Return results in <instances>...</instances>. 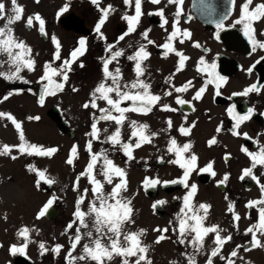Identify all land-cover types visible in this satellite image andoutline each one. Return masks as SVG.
Returning a JSON list of instances; mask_svg holds the SVG:
<instances>
[{
  "label": "flooded vegetation",
  "instance_id": "obj_1",
  "mask_svg": "<svg viewBox=\"0 0 264 264\" xmlns=\"http://www.w3.org/2000/svg\"><path fill=\"white\" fill-rule=\"evenodd\" d=\"M40 1L18 0V5L23 8L22 19L11 27L13 35L30 49L29 54L37 53L38 58L44 60L42 64L45 66L50 52L48 44L53 40L55 33L53 31L50 33L48 20L43 19L40 15L42 13L39 8ZM104 1V8L111 5L112 11L101 27L103 38L95 31V26L102 15L100 10L98 12L93 10L97 5L91 4V13L83 14V17L71 10V13L68 12L57 18L59 29L70 35L73 40L70 47L63 43L60 44L59 55L64 54L65 60H72L70 53L80 47L79 41L84 39L83 54H78L73 62L84 57L89 49L96 54L92 57L95 71L103 67V61L110 57L111 53L106 49L109 45H113L114 51L122 50L124 53L113 63L121 66V83L127 84L136 79L135 62L128 60L127 57L133 55L143 45L150 56L143 61L144 75L141 79L151 85L150 91L161 96V100L147 114L131 111L126 113L127 119L121 126H117L114 121L97 120V127L100 129L99 139H93L90 133L91 124L94 122L93 117L98 118L101 113L98 109L91 107L85 109L83 104L89 102L93 90L101 81L98 80L89 85L88 99H78L75 103L77 115L74 116V121H78L79 126L70 124L71 122L65 116L64 108L57 105L48 106L47 100L57 96L61 91L55 95H48L44 92L43 104L39 105L35 100L38 108L42 109L45 118L48 117L51 121L50 110L56 108L60 112L59 118L62 120L61 132L58 131L60 135L69 136L78 141V137H82L83 132L89 139L88 144L91 142L90 154L101 153L102 150L106 153L113 152L122 158L120 161H128L120 145L105 142L106 137L113 134L117 127H120L121 130L120 140L122 143L135 144V138L129 139L133 131L129 126L130 122L146 124L149 132L155 133L151 143L158 145L162 131L169 133L173 122L180 121V128L182 126L190 128L188 144L191 147L188 150V156L195 155L197 159L199 157L190 173L188 184H195L196 189L200 190L198 199H201V204L210 206L205 226L218 225L223 230L220 233L221 236L230 235L232 237L224 244L220 254L212 258L213 264H226V260H221L220 256L227 258L234 250L237 252V256L232 257L234 264H264V247H253L252 235L246 233L250 226L259 223L258 210L260 207H264L260 204L247 207L251 201L264 199V193L261 192V185H264V166L257 165L252 169V175L244 176L241 179L244 170L252 167L251 158L242 151V148L255 153L261 145H264V59H261L264 57V49L257 47L256 51H253V45L244 35L243 24L235 23L241 15V5L245 3V0H201L200 3H197V0H183L180 5L181 15L178 18L175 17L177 6L169 4L168 0H161L159 4H153L150 0H142V16L135 31L126 35L118 43V38L128 29V22L122 17L135 14L134 0L131 5H125L124 0ZM4 3L6 8H11V0H4ZM259 3H264V0H253L250 9ZM160 9H163V18L168 21L163 27H161L163 23L161 16L156 14ZM225 13H227V17L223 19V27L217 28V22ZM36 14H39L44 21L43 33L39 30V22L35 20ZM89 15L91 16L88 18ZM28 17H33L31 27L26 26ZM177 19L178 29H186L190 36L184 37L178 33L174 39L169 41L168 37L173 31L172 24ZM4 23V20H0V25ZM251 26L255 29V40L264 42V34H262L264 33V18L252 22ZM146 30L148 40L154 43L149 44L144 39L142 34ZM181 40L184 42L181 43ZM165 43H170L173 48L188 57L179 71H177V68L180 67L179 57L164 48ZM196 44L199 47L195 46ZM52 49L54 50L52 56H54L57 52L56 45H53ZM201 58L204 60L203 64L200 63ZM213 64H215L214 69L212 68ZM43 74L44 67L41 76ZM41 76L30 84L29 90H31L34 99V87L39 82L46 83V80H42ZM218 77L225 79L220 80ZM57 81L62 82L60 77H57ZM189 82H191L190 85ZM108 83L111 82L108 81ZM17 85L18 88L14 89H23L22 86ZM185 85H188L187 91L175 92V88ZM252 85H256L258 91H250L246 95L241 94ZM1 87L5 89L4 84H0V89ZM201 87H204L205 91L199 99H193ZM166 91L171 92L172 95L165 96ZM177 97L186 103L177 104ZM97 103L100 108L108 107L103 100H98ZM130 104L131 102L128 101L121 104V107H128ZM162 105H168L176 110H162ZM229 108H234L231 115L228 111ZM249 109H252L250 118L234 127L236 125L235 117L247 115ZM113 115H118V113L114 112ZM5 119L0 118V120ZM169 121H171V126H169ZM180 128L177 129L179 133ZM218 128L220 131H217ZM104 129H107V133L103 131ZM233 132L238 135H233ZM245 133L247 136L244 135ZM213 139L215 143L209 144V141ZM146 143H142L139 148L132 149L133 162H138L139 153L143 152ZM209 164L212 165L210 171H200ZM154 169L155 166H145V164L137 166V171L141 174L145 170ZM213 173L215 174L213 175ZM225 176L228 177L226 180ZM171 181L174 180L162 181L156 185L155 189L146 190L143 183L144 178H140V185L136 186L139 201L144 202L146 198L152 201V206L156 204V207H159V212H156V207L153 208L154 216L159 220L164 219L169 210L165 203L158 204V201H166V198H169L171 203L177 204L178 194L187 189L188 192L190 191V188H186L183 184L170 183ZM221 181L223 182L221 183ZM39 187L43 191L46 188L43 182L39 184ZM51 191L47 193L49 196H51ZM230 205L232 211H229ZM57 210L60 214L58 208ZM234 216H238L239 219H234ZM214 236L215 233H210L205 238L203 264H207L211 249L215 247ZM257 238L264 244V236H261L259 232H257Z\"/></svg>",
  "mask_w": 264,
  "mask_h": 264
},
{
  "label": "rangeland",
  "instance_id": "obj_2",
  "mask_svg": "<svg viewBox=\"0 0 264 264\" xmlns=\"http://www.w3.org/2000/svg\"><path fill=\"white\" fill-rule=\"evenodd\" d=\"M104 3V0H100L99 7L95 6L93 10L98 12L100 8H104ZM91 4H93L92 0H41L39 2V8L42 10L40 15L43 19L48 20V30L50 33L52 31L55 33L54 37L59 47L61 43L70 47L73 40L70 35L59 29L56 22L57 18L71 10V12H76L83 17V14L91 13ZM16 39L19 41V38ZM53 45L56 44L52 40L48 44L50 52L47 63H51L52 67L58 68L65 60L64 54L59 55L60 59H54V56H52L54 53ZM59 51L61 50L59 49ZM94 55L96 54L88 49L84 57L71 63V71H68V80L65 82L67 85L57 96L47 100L49 107L57 105L64 108L65 116L73 126L80 125L78 121H74V116L77 115L75 110L76 101L78 99H88L90 84L96 83L98 80L104 82L103 67L94 71L92 63ZM25 58L34 61L33 70L29 71L24 68L19 74L23 77V80L28 81L27 83L21 80H7L0 77V84L5 86V89L2 87V90L0 89V112L11 114L21 124V130L27 143L40 145L45 149L56 148L57 152L51 157H44L22 154L14 147L10 154L0 155V264H13V257L16 254L29 257L34 264H95L90 259L81 261L78 259L72 260L68 257L70 251L72 257H79L83 254V245L90 243L89 238L83 236L76 249H71L72 238L76 234L79 222L76 221L73 227L66 231L67 225L76 219L74 213L77 207V199L82 195L84 196L83 203L80 205L83 211L88 210L89 204L93 200L91 193L93 186L89 183L86 175H80L86 171V166L90 162L91 154L87 149L89 139L83 132L82 137H78V141L71 139L69 136H62L55 127L56 123L54 122V124L48 117L45 118L43 110L38 108L34 96L29 90L30 84L34 83L43 73L44 65L42 61L44 60L39 59L37 53H28ZM7 59L6 55L0 54V63H3L0 71L5 73L14 70L9 68L6 63ZM81 64H83V67L80 66ZM119 66L112 62L109 64V70L115 71L118 67L122 72V68ZM54 79L57 80V77H54ZM109 82L111 81L109 80ZM17 84L22 86L23 89H14L18 88ZM73 88L76 91H73ZM9 93L12 94L9 95ZM5 96H8V99H3ZM29 117H39V120L29 119ZM179 122H173L169 133L162 131L158 145L146 143L143 152L139 153L138 162H133V160L120 161L122 158L119 155L113 154V152L106 153L108 158L126 173L127 190L122 195L131 200L130 206L133 209L132 220L134 223L126 224L125 230L131 232H138L140 229L145 230L141 240L149 248L147 257L152 264H172V262L188 264L186 256L182 255L183 253L194 256L195 264H203L205 258L203 248L199 252H194L190 244L179 243V233L173 230L178 228L177 216L180 214L181 208L184 207L183 198L188 193V189L178 194L179 201L177 204L171 203V200L166 198L165 205H167L169 213L162 220L155 218L152 201L146 198L144 202L139 201L136 192V186L140 185V178H144V180L146 178L158 179L162 182L179 180L183 177L185 169L181 168L179 164L170 163L177 157L174 152L168 151L169 142L172 139L176 140L177 147L188 144V135L177 132V129L180 128ZM20 143V133L12 122L7 119L0 120V146H17ZM74 145L77 146L75 155L71 153ZM181 155L182 158L188 156V152ZM12 156H16V159H12ZM70 156L73 159L72 165L66 163ZM197 160H199V157ZM141 164L155 166V169L145 170L141 174L137 171V166L139 167ZM30 166L37 169V172L30 171ZM38 171H44L46 178L54 180L50 189L52 190L51 196L40 189L37 181H43L44 186L46 182L39 177ZM77 177H79V180H77ZM96 178L103 180V177L98 173ZM188 179L190 180V175ZM117 182H119L118 177L114 178L113 184ZM112 186L105 184V191H111ZM155 188L156 186L148 187L146 190ZM85 189H88L86 194ZM198 197L200 198V190L196 189L190 203L195 206L201 204V199H198ZM49 199H53L52 205L55 209H59V216L57 215L53 219H46L44 216L38 218L39 212ZM25 227L29 229V234L24 252L13 253L11 251L13 246L19 248L25 245V237L18 235L19 231ZM157 228H168V231L161 233L155 231ZM87 230L81 229V233ZM161 234L165 236V239L156 243L155 241ZM93 235L95 236V232H93ZM41 242L44 243L46 251L40 249L39 244ZM57 244L62 247L58 252L52 251ZM129 259L134 264L136 258ZM108 264H122V258L114 256Z\"/></svg>",
  "mask_w": 264,
  "mask_h": 264
},
{
  "label": "snow or ice",
  "instance_id": "obj_3",
  "mask_svg": "<svg viewBox=\"0 0 264 264\" xmlns=\"http://www.w3.org/2000/svg\"><path fill=\"white\" fill-rule=\"evenodd\" d=\"M38 2V0H37ZM153 4H159L161 0H150ZM94 5L99 7L100 0H92ZM125 5H131L133 0H124ZM169 4H175L177 10L175 17L178 18L181 15L180 5L183 3V0H168ZM253 0H245V3L241 5V15L235 21L236 24H243L244 26V35L248 38L249 43L253 45V51H256L257 47L264 49V42H258L255 40V29L251 26L252 22L259 21L261 18H264V3L256 4L254 8L250 9ZM11 8H6L4 0H0V20H4L5 23L0 25V54H4L8 57L6 63L8 64L10 70L8 73L0 71V77H3L7 80H21L24 83L28 81L23 80L19 74L22 69L27 68L29 71L33 70L34 61L32 59H26L25 57L30 52V49L22 41H17L16 37L13 35L12 25L22 19L23 8L18 5V0H11ZM135 5V14L134 15H125L122 18L128 22V29L122 36L118 38L123 40L124 37L135 31L136 25L139 23V19L142 16V0H134ZM102 13L99 22L95 26V31L103 38V33H101V27L105 23L110 11H112V6L109 5L105 8H100ZM160 15L163 23L167 24L168 21L163 18V9H160L157 13ZM227 17V13L221 17V20L217 22V28L223 27V19ZM35 20L39 22V30L41 33L44 32V21L41 19L39 14L35 15ZM178 19L172 24V33L169 35L168 40L171 41L174 39L177 34H181L184 37H189L190 33L185 30H180L177 27ZM33 24V17H28L26 26L31 27ZM264 34V33H262ZM144 39L147 40L149 44L154 43L151 40H148L147 30L142 34ZM181 43L184 41L181 40ZM53 43L56 44L57 52L54 54V59H60L59 56V44L53 37ZM80 47L76 48L70 53L72 60H64V62L57 68L52 67L51 63H46L44 66V74L41 76L42 80L47 81L45 86V92L48 95H55L57 92L63 91L65 87V82L68 80V71H71V63L77 58L78 54L82 55L85 47V40L81 39L79 41ZM195 46L199 47L198 44ZM164 48L168 49L170 52H174L179 57L180 67L177 68L179 71L184 62L188 59L182 52L177 51L172 47L170 43H165ZM19 50V51H14ZM106 51L111 53L108 59L103 61V73H104V82H101L92 92L89 102L83 104V108L88 109L89 107L93 109H98L101 115L93 117L94 122L91 124V133L90 135L93 139H99L100 129L97 127V120L101 121H114L117 126L124 124L127 119L126 113L128 112H141L142 114H147L152 111V108L158 104L161 100V96L153 94L150 89L151 85L146 83L141 77L144 75V68L142 66L143 61L146 60L150 53L146 51L145 47L141 45L133 55L127 57L128 60L135 62V74L136 79L130 83L124 84L121 83L122 75L120 69L117 67L115 71L109 70V64L113 61H116L119 57L124 55L122 50H113V45H109ZM261 59H264L262 57ZM201 64L204 63L203 58L200 61ZM83 67V64L80 65ZM0 67H3V63H0ZM212 68H215V64L212 65ZM54 77H60L62 82H58ZM220 80H224L223 77H218ZM111 83H108V81ZM191 82H189L190 85ZM188 85L175 88V92H185L187 91ZM258 91L256 85H252L250 88L246 89L242 95H246L250 91ZM73 91H76L73 88ZM205 91L204 87H201L193 97V99H199L201 94ZM12 93H9L11 95ZM114 94V95H113ZM165 96L172 95L171 92L166 91ZM219 95V93H217ZM3 99H8V96L3 97ZM103 100L106 102L108 107L100 108L97 101ZM130 101L131 104L128 107H121V104ZM39 103H44V96L42 95ZM177 104H184L186 101L177 97ZM162 110L175 111L176 109L170 108L168 105H162ZM229 114L231 115L234 112V108H229ZM118 113V115H113V113ZM252 114V109L248 110L247 115H237L236 125L239 126L240 123L247 121ZM0 118H6L11 121L15 128L20 133L21 143L17 146L3 145L0 146V155H8L11 153L12 149L15 147L22 154L28 155H38L44 157H51L54 153L57 152L56 148H47L36 144H29L25 141L24 134L21 130V124L16 121V119L9 113L0 112ZM29 119L39 120V117H29ZM171 126V121L168 122ZM129 126L133 129L129 139H136L135 144L122 143L120 140L121 130L120 127L116 128V131L106 137V141L112 145H120L121 149L124 151V154L127 156L128 160H132L134 157L132 155V149L139 148L142 146V143H151V139L155 136V133H150L148 126L146 124H137L135 121H131ZM107 133V129L103 130ZM182 135H188L190 128L181 127L179 129ZM217 131H220L218 128ZM233 135H238V133L233 132ZM247 136V134H244ZM215 143V140L209 141V144ZM258 143V141H257ZM169 152H174L176 159L170 161V163L179 164V166L185 171L183 172V177L181 179L171 181L170 183H181L186 188H190V191L184 196V207L181 208L180 214H178V228H174V231L179 233V243L181 244H190L194 252H199L204 247L205 238L210 233H215L214 236V245L211 249L210 255L207 260V264H213L212 258L220 254L222 247L225 243L232 239L230 235L221 236V230L218 225L205 226V221L207 218V212L209 205L199 204L198 206L192 205L190 200L193 194L196 191V185H189L187 180L191 171L194 168L197 157L195 155L184 156L182 158V153L188 152L191 145L184 144L182 147H177V142L175 139L170 140L169 142ZM87 149L91 152V142L87 145ZM242 151L246 152L252 160V167L244 170V175L241 176V179L244 176L252 175V169L257 167V165L264 166V145L259 147V150L255 153L249 152L246 148H242ZM71 153L75 155L77 153V146H73ZM12 159H16V156H12ZM67 164L72 165L73 159L70 156L66 161ZM212 165L209 164L205 169L200 171H210ZM30 171L37 172V169L30 166ZM99 174L103 177V180L97 179L96 174ZM215 173H213L214 175ZM38 175L46 183L52 184L54 180L51 178H46L44 171H38ZM81 176H87L89 183L93 186L91 188V193L93 200L90 202L88 210L83 211L80 208V205L83 203L84 196L82 195L77 199V207L74 213L76 218L73 222L67 225L66 231L73 227V224L76 221L79 222V227L76 228V234L72 238L73 242L71 249L75 250L77 245L80 244L82 237L86 236L89 238L90 243H85L83 245V254L79 257H72L71 251L68 253V257L72 260H88L94 261L95 264H108L112 261L114 256H120L122 258V264H132L129 258L135 257L134 264H152L151 260L148 259L147 253L149 251L148 246L142 243L141 237L144 235L145 230L140 229L138 232H131L125 230V225L134 223L132 220V211L131 200L125 198L122 193L127 190L126 188V173L119 166H116L114 162L108 158L104 150L101 153H91L90 162L86 166V171L80 174ZM118 177L119 182L113 184L114 178ZM228 177L225 176V180ZM253 179L255 177L253 176ZM79 180V177H77ZM223 181H221L222 183ZM39 183V181H38ZM145 188L155 187L157 184L161 183L158 179H149L144 180ZM169 183V182H164ZM105 184L113 185L111 191H105ZM85 194L88 192V189L84 190ZM261 192L264 193V185H261ZM158 204H164L165 201H158ZM53 204V199H49L44 205L42 210L38 214V218L46 214L48 209ZM257 204L264 205V199L258 201H251L247 207H253ZM156 207V204L153 205V208ZM201 210L203 214H201ZM229 211H232V206H229ZM259 223L253 224L250 226L246 233H251L252 235V246L253 247H264V244L257 238V232L261 236H264V207L259 208ZM234 219L238 220V216H234ZM172 222L170 221V224ZM81 229H88L87 231L81 233ZM155 231L166 233L168 228L164 229H155ZM95 232V236L93 235ZM29 229L22 228L18 235L25 237V245L22 247L13 246L11 251L13 253L24 252V247H26L28 239ZM165 239V236L161 234L156 243H159L161 240ZM107 241V243H105ZM40 249H45L43 242L39 244ZM62 246L57 244L52 249L54 252H58ZM182 255L186 256L188 264H195V257L183 253ZM237 252L234 250L230 253L229 257L220 256L221 260H226V264H234L232 257H236ZM176 264V262H172Z\"/></svg>",
  "mask_w": 264,
  "mask_h": 264
},
{
  "label": "water",
  "instance_id": "obj_4",
  "mask_svg": "<svg viewBox=\"0 0 264 264\" xmlns=\"http://www.w3.org/2000/svg\"><path fill=\"white\" fill-rule=\"evenodd\" d=\"M196 2L200 3L201 0H197ZM46 85H47V81H46V83L39 82L33 89L35 99L39 105H41V103H39V100H40L42 95L44 96ZM59 113L60 112H58V110L56 108H54V109L50 110L49 116L51 117L52 121L56 123L57 130L59 132H61L62 120L59 118ZM38 181H39V183H38ZM38 181H37L38 184H41L43 182L41 180H38ZM45 184H46L45 185L46 189L44 191H45V193H49L50 189H51V184H48V183H45ZM159 211H160L159 207H156V212H159ZM58 214H59V212L57 209H55L54 207H50L48 209V211L46 212V214L44 215V217L46 219H53ZM13 264H34V262L30 258H28L27 256L17 255L14 257Z\"/></svg>",
  "mask_w": 264,
  "mask_h": 264
}]
</instances>
